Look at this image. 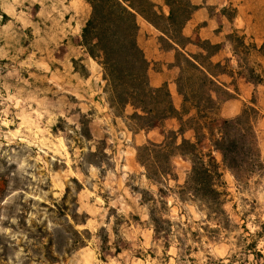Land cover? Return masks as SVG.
Listing matches in <instances>:
<instances>
[{
    "label": "rangeland",
    "instance_id": "rangeland-1",
    "mask_svg": "<svg viewBox=\"0 0 264 264\" xmlns=\"http://www.w3.org/2000/svg\"><path fill=\"white\" fill-rule=\"evenodd\" d=\"M224 12L235 15L232 6ZM90 15L84 0H0V264H264V169L246 171L238 182L216 159L230 219L226 228L180 199L178 179L186 181L191 163L176 158L175 178L162 195L170 231L156 234L149 199H159V187L137 161L135 133L110 108L101 65L81 45ZM236 47L247 58L248 51ZM224 94L223 88L221 104ZM252 101L244 108L260 111L255 129L264 162V106ZM83 116L93 136L89 142L79 135ZM101 142L108 158L98 165L84 162ZM68 187L78 214L87 215L86 224L74 228L89 230L90 238L84 247L65 245L61 253L52 248L58 261L51 263L44 255L54 229L74 224L56 208Z\"/></svg>",
    "mask_w": 264,
    "mask_h": 264
},
{
    "label": "trees",
    "instance_id": "trees-1",
    "mask_svg": "<svg viewBox=\"0 0 264 264\" xmlns=\"http://www.w3.org/2000/svg\"><path fill=\"white\" fill-rule=\"evenodd\" d=\"M84 1L91 6V15L82 28L81 45L102 67L103 91L114 115L123 118L135 134L151 130L170 118L177 119L180 125L178 130L166 131L162 143L148 141L137 148V161L145 169L147 180L159 187V199H149L154 202L150 209L154 231L156 234L170 231V220L164 218L168 204L162 195L167 193V182L175 178L173 162L178 157L187 158L191 163L185 183L179 186L180 199L194 203L208 219L215 218L227 228L230 219L224 209V192L220 189L221 166L214 157V151L221 153L224 166L238 182L244 181L246 171L251 174L263 170L264 162L256 138L255 127L260 116L256 106H246L240 115L224 120L221 129L216 133L214 131L213 124L221 106L220 99L214 95L223 89L217 78L225 67L213 62L212 58L221 50V45L203 41L198 44L199 52L185 50L191 41L182 34V30L197 9L190 0H165L170 8L168 16L150 0ZM139 18L167 37L161 40L164 44L168 45L169 39L178 46L175 48L176 66L180 72L176 85L183 99L180 110L175 108L167 84L160 87L151 84V65L138 43ZM228 39L236 46L244 47L248 53L264 54L263 48L246 45V37L238 31H234ZM248 79L255 83L261 81L254 70L249 71ZM252 103L255 104V101ZM129 107L132 113L126 115ZM80 124L79 135L83 140L92 141L85 116ZM190 130L194 132V139L185 137ZM207 136L213 150L206 152L201 144ZM105 149V143H99L96 151L89 150L84 154V162L98 165L102 159L108 158ZM73 182L80 191L81 184L77 180ZM70 197L71 188L68 187L56 208L60 215L70 214L74 224L69 223L62 231L54 229L45 245L44 255L51 263L58 261L52 248L61 253L65 245L84 247L85 241L90 238L89 230L74 228L75 224H86L87 215L78 214L77 198ZM164 224L168 227L164 228ZM54 234L59 242L54 241ZM102 242L105 248L108 236L102 238ZM253 247L254 244L249 246ZM70 251L71 248L67 253Z\"/></svg>",
    "mask_w": 264,
    "mask_h": 264
},
{
    "label": "crops",
    "instance_id": "crops-1",
    "mask_svg": "<svg viewBox=\"0 0 264 264\" xmlns=\"http://www.w3.org/2000/svg\"><path fill=\"white\" fill-rule=\"evenodd\" d=\"M150 1L157 5L166 16L169 15L170 8L165 0ZM190 2L197 9L182 30V34L191 41L185 50L189 53H197L200 51L198 44L203 41L221 45V50L212 58L213 62L221 63L225 67L224 72L217 78L225 94L222 96V104L213 124L216 133L221 129L224 120L240 115L245 104L250 103L254 97L257 100V106H264V54L252 52L247 54V58H243L236 44L228 39L229 35L238 31L246 37V45L254 44L258 49H264V0H190ZM231 6L235 10V15L230 19L224 11ZM143 21L139 23L138 43L151 65V84L154 87L167 84L174 106L180 110L183 99L176 85L180 72L176 66L175 48L178 46L169 39L168 45L164 44L161 40L167 37L153 25ZM249 66L253 68L254 74L260 77L259 83L248 79ZM226 93L229 96L227 98ZM214 96L221 98L218 94ZM179 127L178 120L170 118L151 130L131 134L134 141L133 150L136 152L138 146L148 141L160 144L164 141L166 130H178ZM185 137L194 139V132L187 131ZM261 146L264 151V143ZM201 147L206 152L213 150L209 136L204 138ZM214 156L218 160L222 158L218 151H214ZM179 159L183 163H189L187 159ZM183 181L182 177L178 179L181 185L184 184Z\"/></svg>",
    "mask_w": 264,
    "mask_h": 264
}]
</instances>
